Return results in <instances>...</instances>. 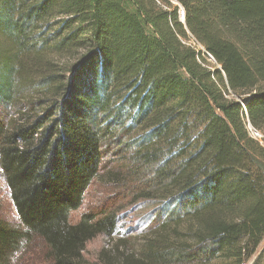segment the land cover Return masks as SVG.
<instances>
[{"label":"trees","instance_id":"trees-1","mask_svg":"<svg viewBox=\"0 0 264 264\" xmlns=\"http://www.w3.org/2000/svg\"><path fill=\"white\" fill-rule=\"evenodd\" d=\"M0 108L18 218H0V264L36 238L41 264H264V148L245 124L264 135V0H0ZM113 138L112 183L159 213L138 253L88 262L118 217L69 214Z\"/></svg>","mask_w":264,"mask_h":264},{"label":"rangeland","instance_id":"rangeland-1","mask_svg":"<svg viewBox=\"0 0 264 264\" xmlns=\"http://www.w3.org/2000/svg\"><path fill=\"white\" fill-rule=\"evenodd\" d=\"M189 38L193 45V38H191V36H189ZM198 49L204 53L202 47L199 46ZM22 109L25 111V107H22ZM39 111L40 109H34L32 116ZM12 113L13 116L16 115V112ZM115 132L118 133L117 130ZM135 134L136 131L134 130L129 136H123V138L127 140ZM123 138H121V140ZM117 141L118 139L113 138L107 143L105 148L106 154L103 160L104 169L101 175L97 176L87 188L82 205L69 214V220L71 222H76L83 214L96 213L102 208L106 209L110 207V212L113 213L114 217H118L119 225L111 238L99 235L86 244L83 255L84 259L88 262L95 261L101 250H110L114 246H117L119 250L138 253L144 245L146 237L149 236V232H147V220L156 217L159 213L157 200L153 198L146 200L143 196L130 195L125 186L117 188L112 183V176L107 174V172H115L121 160V149H117ZM130 143L132 144L133 141H130ZM260 146L264 148V143L260 144ZM103 172L105 174H102ZM0 218L13 225L18 224V218L10 199L9 190L1 173ZM263 245L264 238L261 247ZM44 253L45 250L41 241L36 238L29 243L22 244L21 250L15 253L11 258V264H41L45 256ZM210 264H226V262L217 261ZM246 264H250V262Z\"/></svg>","mask_w":264,"mask_h":264},{"label":"built area","instance_id":"built-area-1","mask_svg":"<svg viewBox=\"0 0 264 264\" xmlns=\"http://www.w3.org/2000/svg\"><path fill=\"white\" fill-rule=\"evenodd\" d=\"M180 13L182 14V11H180ZM194 43V42H193ZM194 45V44H193ZM204 51V50H203ZM204 53L209 57V60H213L212 57L207 54L205 51ZM242 109H243V112L244 114H246V110H245V107L242 105ZM246 130L249 134V136L254 139L255 141H257L259 144H262L264 143V135L259 132L257 129H255L250 123L249 121L247 120L246 121ZM242 264H246V263H242Z\"/></svg>","mask_w":264,"mask_h":264},{"label":"water","instance_id":"water-1","mask_svg":"<svg viewBox=\"0 0 264 264\" xmlns=\"http://www.w3.org/2000/svg\"><path fill=\"white\" fill-rule=\"evenodd\" d=\"M181 17L183 18V13L181 14Z\"/></svg>","mask_w":264,"mask_h":264}]
</instances>
